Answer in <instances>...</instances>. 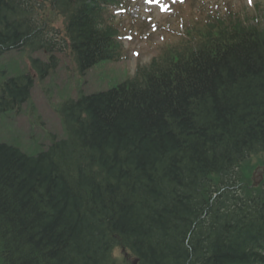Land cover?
Instances as JSON below:
<instances>
[{
	"label": "trees",
	"instance_id": "obj_1",
	"mask_svg": "<svg viewBox=\"0 0 264 264\" xmlns=\"http://www.w3.org/2000/svg\"><path fill=\"white\" fill-rule=\"evenodd\" d=\"M53 4L81 70L114 58L96 0ZM21 7L0 0V56L31 35L53 52ZM197 25L132 81L64 103L47 150L0 143V264H112L120 246L141 264H264V185L237 169L264 146V31ZM55 60L34 63L45 76ZM32 83L7 79L0 110Z\"/></svg>",
	"mask_w": 264,
	"mask_h": 264
},
{
	"label": "rangeland",
	"instance_id": "obj_2",
	"mask_svg": "<svg viewBox=\"0 0 264 264\" xmlns=\"http://www.w3.org/2000/svg\"><path fill=\"white\" fill-rule=\"evenodd\" d=\"M145 0H139L138 4H135L131 8L132 16L136 17L141 14H144L147 16V14L151 17H155V21H159V24L155 27H158L157 31H153L152 38V47H149L145 39H132L131 41L124 40L123 43L125 45L130 46V51L128 53L129 56H131V63L136 67L137 61L142 63H147L151 57L155 54L153 51V55L149 54L153 47L157 44H160L163 42L162 39V30L163 26L160 28V23L165 22L166 25H170L172 27H175V17L173 14L171 16L164 15L165 13L162 12H169L170 7L172 6V2L169 0H165L162 5H158V7H151L147 6L144 3ZM238 2H235L236 4H239L241 7L240 9H243V6H246L248 4V0H236ZM260 0H252V4L256 3ZM264 2V0H261ZM133 3V1H131ZM207 4L202 3V5L198 6H204V9L210 8V3H213L212 6H215L218 2L219 3H226V0H206ZM250 5V6H251ZM150 7V10L148 13H146V9ZM169 8V9H168ZM114 11V10H113ZM112 11V13H113ZM262 18V16H260ZM264 18V13H263ZM147 29H153L151 25L149 26L147 24ZM134 53H138L139 56H135ZM31 56H33L28 51L24 52H15L11 54H5L0 59V81H4V77L8 75H19L22 74L24 71H27L30 68L31 64ZM37 56V55H34ZM151 56V57H150ZM67 65L69 67L66 68V64L63 65V62L60 63V71H59V82L57 84L55 82L50 83L49 81H43L38 82L36 87L33 91V102L37 107L38 112L42 115L43 120L47 123L50 122L48 127L44 129V133L39 132V127L37 129H33L29 132V135H27L26 131L24 129H28L30 127V118L27 117L25 114L26 111L19 114L17 117V114L19 110L15 111H9L7 115H3L0 113V140L4 142H8L10 144L16 145L20 147L24 152H27L29 154H36L43 150L46 142V136L45 133H53V134H59L57 127L54 123H52V120L55 119L57 122L59 128H61V124L59 122V119L54 111V109L51 106L53 98L50 97V93L47 90L48 86L50 89L55 90L58 93L59 86L60 88H65V91L63 93H58L59 99L57 104L59 102L64 101L67 98L70 97H78L81 94L85 93H91L96 91H102L109 89L113 86H116L128 78H130L134 74V68H131V65L129 63V60H123L119 62H112V61H102L98 63L93 69L96 70V74L94 77L90 78V71L86 75L79 74L78 72L72 71V66L70 62H67ZM26 68V69H25ZM25 69V70H24ZM71 78H68L65 80L66 76H69L72 74ZM50 84H46V83ZM46 84V86H45ZM64 90V89H63ZM77 90V93L74 94L73 91ZM16 122L23 127L24 129H20ZM46 123H41L42 125H47ZM41 131V130H40ZM22 133V136H21ZM264 159V157H263ZM257 161V160H255ZM256 170V171H255ZM254 170L253 176V182H260L263 181L262 178H264V168L263 166L259 165ZM115 255H122L121 252L116 251L114 252Z\"/></svg>",
	"mask_w": 264,
	"mask_h": 264
},
{
	"label": "snow or ice",
	"instance_id": "obj_3",
	"mask_svg": "<svg viewBox=\"0 0 264 264\" xmlns=\"http://www.w3.org/2000/svg\"><path fill=\"white\" fill-rule=\"evenodd\" d=\"M248 2H249V4H251L252 3V0H248ZM136 55H139L138 53H136Z\"/></svg>",
	"mask_w": 264,
	"mask_h": 264
},
{
	"label": "water",
	"instance_id": "obj_4",
	"mask_svg": "<svg viewBox=\"0 0 264 264\" xmlns=\"http://www.w3.org/2000/svg\"><path fill=\"white\" fill-rule=\"evenodd\" d=\"M134 264H137V261H135Z\"/></svg>",
	"mask_w": 264,
	"mask_h": 264
}]
</instances>
